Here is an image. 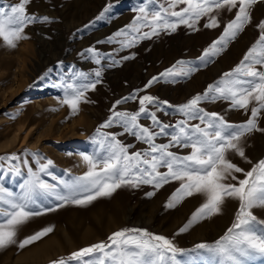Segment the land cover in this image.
Masks as SVG:
<instances>
[{"label":"rangeland","instance_id":"obj_1","mask_svg":"<svg viewBox=\"0 0 264 264\" xmlns=\"http://www.w3.org/2000/svg\"><path fill=\"white\" fill-rule=\"evenodd\" d=\"M16 2L18 0H4L5 4ZM142 5H147V0H30L26 5L29 14L47 16L49 21L28 25L25 28L28 38L17 41L15 48L0 41V157L13 154L18 157L14 161L0 160V186L19 193L29 169L37 171L40 163L51 160L52 165L41 173V178L56 185V190L63 194V185L59 182L83 175L87 165L82 156L100 151L96 130L111 115L112 105L133 93L137 99L118 105L117 111H138V97L151 95L158 102H168L160 104V110L155 104L147 105L149 112H156L162 123L175 125L185 119L177 111L178 106L197 94H203L209 84H215L223 73L240 63L259 36L256 25L264 19V0H257L250 9L251 23L229 41L224 51L210 57L205 64L199 58L204 49L220 37L224 25L234 18L235 9L212 13L218 15L220 27L217 28H205L208 17H202L195 26L196 30L181 24L174 32L160 30L158 35L139 40L130 47L122 46L123 36L108 42L107 37L132 23ZM159 5L166 6L167 0H155L153 5L147 6ZM106 6L109 10L97 19ZM184 6L181 4L176 10ZM144 31L149 29L142 28L141 32ZM131 35L127 38L131 39ZM89 47L97 52L99 64L85 51ZM177 61L189 62L188 66L195 67L196 71L187 77L160 78L145 89L152 77H159ZM97 70L101 71L100 83L85 93L87 102L82 101L73 113L61 103L65 90L60 85L87 82L79 77L73 81L77 72L86 73L89 81H95ZM252 106L255 102L245 111L233 108L228 100H213L211 97L197 105L205 112L219 114L231 124L246 122ZM256 122L258 128L264 129V110L258 114ZM139 123L151 126V120L143 114ZM189 123H199V120H190ZM101 131L114 133L124 144L132 145L129 152L148 147L130 134L121 135L123 128L118 125ZM155 142L168 143L169 137L159 136ZM241 146L253 163L264 158V131L245 135ZM170 151L187 155L191 149L176 146ZM226 155L245 171L252 166L233 151ZM159 171L166 172L167 169L160 168ZM235 175L244 178L242 173ZM228 182L236 183L230 177ZM180 183L170 181L159 189L152 184L125 185L111 196L98 197L85 206L69 203L57 207L63 202L54 195H42L31 205V210L40 214L18 227L16 244L0 248V264H52V261L61 257L67 259L72 252L92 244L107 243L111 233L124 228L146 229L165 236L177 248L185 250L183 254H177L178 260L193 258L197 264H202L208 259L207 255L188 250L199 243L211 244L223 235L233 222L238 201L226 199L220 214L200 220L187 231L177 234L205 199L197 194L185 198L175 207H166ZM253 212L259 220H264V209H253ZM46 227H52L53 231L24 248L18 246L19 241ZM68 264H81V261L70 260ZM250 264H264V256H254Z\"/></svg>","mask_w":264,"mask_h":264},{"label":"snow or ice","instance_id":"obj_2","mask_svg":"<svg viewBox=\"0 0 264 264\" xmlns=\"http://www.w3.org/2000/svg\"><path fill=\"white\" fill-rule=\"evenodd\" d=\"M29 3L30 0H18L13 4H5L4 0H0V5H3L0 6V41L4 45L15 48L17 41L28 38L25 34L28 25L37 21H49L47 16L37 17L29 14L26 9ZM154 3L155 0H147V5ZM255 3L257 0H167L166 6L149 8L142 5L137 9L138 15L132 23L107 37V41L112 42L123 36L125 40L121 41L122 46L130 47L139 40L158 35L160 30L174 32L181 24L196 30L195 26L202 17H208L205 28H217L220 27L218 15L212 13L223 9L232 12L235 9L234 18L224 25L220 37L205 48L199 58L206 64L210 57L224 51L229 41L234 40L245 26L251 23L250 9ZM181 4L185 6L176 10ZM108 10L106 6L97 19L102 18ZM256 27L260 30L259 36L245 52L240 63L229 72L223 73L215 84H209L203 94H197L178 106L177 111L185 119L177 121L175 125L162 123L156 112H149L147 105L155 104L157 110H160L159 105L168 102H158L157 98L151 95L138 97V111H117L118 105L137 99L133 93L116 100L112 105L111 115L96 130L100 151L94 155L82 156L87 165V171L83 175L59 182L63 185V194L56 190V185L41 178V173L46 172L52 165L51 160L40 163L37 171L29 169L28 177L21 184L19 193L0 186V248L16 244L18 227L30 217L40 214L32 211L31 205L42 195H54L62 201L57 207L69 203L85 206L98 197L111 196L125 185L137 187L139 184H152L159 189L170 181H180L179 187L166 202V207H175L185 198L197 194L205 199L177 234L187 231L200 220L220 214L226 199L238 201L233 222L223 235L211 244L199 243L188 250L198 252V255H207L208 259L202 264H250L254 256H264V220H259L253 212V209H264V158L253 163L245 156L241 146L245 135L253 131H264L258 128L256 122L258 114L264 110V19ZM142 28H148L149 31L141 32ZM133 33L134 35H131ZM129 35L131 39L127 38ZM85 51L91 54L95 63H100L93 47ZM129 58L131 57H124ZM188 64L189 62L177 61L161 72L159 77H152L145 84V89L160 78L167 80L169 77L189 76L196 68ZM95 76V81H89L88 74L75 73L73 81L79 77L87 82H68L60 85L65 90L61 103L75 113L82 101L87 102L85 93L94 90L100 83L98 78L101 71L97 70ZM209 97L213 100H228L233 108L245 111L253 102L255 106L251 107V116L246 122L231 124L219 114L208 113L197 107L201 100ZM142 114L151 120V126L139 123ZM190 120H199V123L192 124L189 123ZM114 124L123 128L121 135L130 134L148 147L141 151L129 152L132 145L124 144L114 133L101 131ZM159 136L169 137V142L157 144L155 141ZM176 146L190 148L191 151L187 155H178L170 151ZM229 151L244 158L252 165L251 168L245 171L232 163L226 155ZM4 159L14 161L18 157L15 154L0 157V160ZM160 168H166L167 171L161 172ZM235 173H242L244 178L239 179ZM229 177L236 183L228 182ZM52 231V227H46L19 241L18 246L24 248ZM107 241L72 252L67 259L61 257L52 261V264H68L70 260H80L81 264H197L193 258L178 260L177 254H183L185 250L177 248L173 241L165 236L150 233L146 229L117 230L107 237ZM90 256L93 258L82 259Z\"/></svg>","mask_w":264,"mask_h":264},{"label":"bare ground","instance_id":"obj_3","mask_svg":"<svg viewBox=\"0 0 264 264\" xmlns=\"http://www.w3.org/2000/svg\"><path fill=\"white\" fill-rule=\"evenodd\" d=\"M19 122H20V121H19ZM252 151H253V150H252ZM251 153H253V152H251ZM95 220H96V219H95ZM98 224H99V223H98ZM68 236H69V235H68ZM66 238H67V237H66ZM43 246H44V245H43ZM43 246H42V247H43ZM45 247H47V246H45ZM44 249H45V248H44ZM43 251H44V250H43ZM3 256H4V255H3ZM31 260H32V259H31ZM33 261H34V260H33ZM14 263H15V262H14Z\"/></svg>","mask_w":264,"mask_h":264}]
</instances>
